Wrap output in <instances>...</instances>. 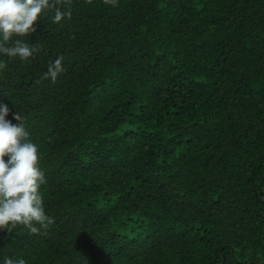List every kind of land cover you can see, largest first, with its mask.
<instances>
[{
    "label": "trees",
    "instance_id": "obj_1",
    "mask_svg": "<svg viewBox=\"0 0 264 264\" xmlns=\"http://www.w3.org/2000/svg\"><path fill=\"white\" fill-rule=\"evenodd\" d=\"M60 4L71 16L38 22L31 62L0 73L55 222L0 231V258L264 264V0Z\"/></svg>",
    "mask_w": 264,
    "mask_h": 264
},
{
    "label": "clouds",
    "instance_id": "obj_2",
    "mask_svg": "<svg viewBox=\"0 0 264 264\" xmlns=\"http://www.w3.org/2000/svg\"><path fill=\"white\" fill-rule=\"evenodd\" d=\"M113 8L119 0H104ZM71 16L60 0H0V73L8 63L18 60L30 63L39 51L35 44L23 38L36 32L35 25L45 18L60 24ZM64 57L49 61L44 79L56 83L65 72ZM13 108V107H12ZM11 109L0 103V231L19 234L17 229L30 235L41 234L54 224L47 213L42 187L47 183L42 170L39 147L31 139L22 115L15 111L13 123ZM85 264L87 258L85 257ZM0 264H26L23 258H0Z\"/></svg>",
    "mask_w": 264,
    "mask_h": 264
}]
</instances>
